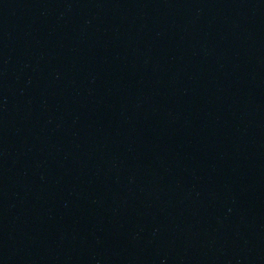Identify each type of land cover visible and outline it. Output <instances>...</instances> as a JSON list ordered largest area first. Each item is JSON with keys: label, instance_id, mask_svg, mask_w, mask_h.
<instances>
[{"label": "water", "instance_id": "1", "mask_svg": "<svg viewBox=\"0 0 264 264\" xmlns=\"http://www.w3.org/2000/svg\"><path fill=\"white\" fill-rule=\"evenodd\" d=\"M0 264H264V0H0Z\"/></svg>", "mask_w": 264, "mask_h": 264}]
</instances>
